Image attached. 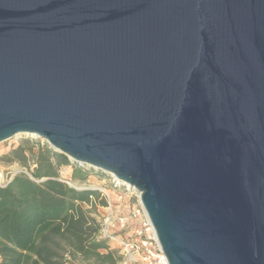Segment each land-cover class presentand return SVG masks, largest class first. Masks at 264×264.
<instances>
[{
    "label": "water",
    "instance_id": "water-1",
    "mask_svg": "<svg viewBox=\"0 0 264 264\" xmlns=\"http://www.w3.org/2000/svg\"><path fill=\"white\" fill-rule=\"evenodd\" d=\"M18 136L138 193L169 264H264V0H0Z\"/></svg>",
    "mask_w": 264,
    "mask_h": 264
},
{
    "label": "trees",
    "instance_id": "trees-1",
    "mask_svg": "<svg viewBox=\"0 0 264 264\" xmlns=\"http://www.w3.org/2000/svg\"><path fill=\"white\" fill-rule=\"evenodd\" d=\"M25 143H29L26 141ZM4 160L18 162L28 173L0 185V264H121L123 256L92 217L100 192L76 189L90 173L49 146H19ZM76 186V185H75ZM104 206L107 205L103 202Z\"/></svg>",
    "mask_w": 264,
    "mask_h": 264
},
{
    "label": "rangeland",
    "instance_id": "rangeland-1",
    "mask_svg": "<svg viewBox=\"0 0 264 264\" xmlns=\"http://www.w3.org/2000/svg\"><path fill=\"white\" fill-rule=\"evenodd\" d=\"M26 141H29V143H25ZM46 143L47 141L43 139H37L29 136H18L0 144V175H2L1 185L5 184L18 173H28V171L24 167H22L20 163L4 160L6 155H8L19 146L36 149L37 146L44 147ZM84 168L90 173L89 179L85 183L78 182L73 184L76 185V187H78L79 189L94 190L100 192V194L102 193L101 188L106 189L111 195L110 200L106 196H103L102 193L95 201L97 206L96 209H92V207L90 206L87 207L91 211L92 217L101 227L104 225V221L107 219V217H109L112 213L113 220H119L121 217L128 216L129 211L133 207L138 205L139 199L134 191L126 190V187L116 189L114 188L112 182V176L90 167ZM72 171L73 167L62 168V179H64L65 181H69ZM118 194H122L123 198L120 199ZM103 202H106L107 205H102ZM110 244L114 250L118 251L119 254L122 255L121 249L117 246V244Z\"/></svg>",
    "mask_w": 264,
    "mask_h": 264
},
{
    "label": "built area",
    "instance_id": "built-area-1",
    "mask_svg": "<svg viewBox=\"0 0 264 264\" xmlns=\"http://www.w3.org/2000/svg\"><path fill=\"white\" fill-rule=\"evenodd\" d=\"M65 182L79 189L72 182ZM112 182L116 189L124 187L113 177ZM126 190H128L127 187ZM101 191L103 196L111 200L109 191L102 188ZM135 194L139 199L140 195L136 192ZM118 195L120 199L123 198L122 194ZM100 238L117 244L123 256L121 264H169L156 231L140 203V199L138 205L129 211L128 216L113 220L112 213L107 217L102 226Z\"/></svg>",
    "mask_w": 264,
    "mask_h": 264
},
{
    "label": "bare ground",
    "instance_id": "bare-ground-1",
    "mask_svg": "<svg viewBox=\"0 0 264 264\" xmlns=\"http://www.w3.org/2000/svg\"><path fill=\"white\" fill-rule=\"evenodd\" d=\"M1 181H2V175H0V184H1ZM3 184V183H2Z\"/></svg>",
    "mask_w": 264,
    "mask_h": 264
}]
</instances>
